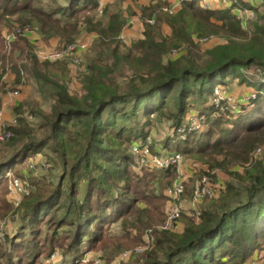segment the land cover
<instances>
[{
    "label": "trees",
    "instance_id": "1",
    "mask_svg": "<svg viewBox=\"0 0 264 264\" xmlns=\"http://www.w3.org/2000/svg\"><path fill=\"white\" fill-rule=\"evenodd\" d=\"M49 1L46 9L39 4L41 0H0V92L9 90L4 76L11 69L10 74H15L12 87L34 78L40 94L49 100L48 110L36 101L16 106L13 136L0 145V216L14 208L7 198V170L21 169L26 163L24 156L48 146V152L42 154L56 164L58 160L63 170L58 185L49 177L31 179L33 191L15 207L24 210L22 225L9 241L8 253H1L0 264H35L45 250H49L45 258L52 257L62 246L59 229L65 225L72 240L61 248H68L72 258L64 261L70 263L87 252H78L85 236L91 249H122L126 247L122 240L132 236L133 242L148 245L137 264H243L258 249L264 251V163L257 164L254 155L262 144L258 133L261 122L253 124L256 117H264V2L251 7L254 16L244 26L231 7L213 10L184 0L180 10L171 14L164 10L167 1L158 0L145 7L151 12L143 17L144 36L128 44L121 38L126 18L108 8L99 13V0ZM10 19L9 31L36 26L43 40L58 38V47L75 43L84 30L95 33L82 70L67 59L38 60L30 36L18 37L8 50L2 26ZM164 24L172 30L170 35L163 32ZM195 35L217 37L220 42L203 49L193 41ZM253 66L259 75L251 81L244 70ZM228 76L258 89L250 103L254 108L229 122L211 104L196 111L206 116L203 131L185 138L175 134L162 144L169 152L199 155L211 167L227 171L240 163L245 170L239 173L236 167L230 172L233 178L223 183L218 196L203 201L198 219L195 213L183 214V231L162 229L168 197L160 191L159 183H163L162 176H170L171 168L136 173L130 145L146 138L153 113L170 120L172 127L182 126L190 98L205 101L217 86L228 83ZM78 82L82 87L77 91ZM25 111L33 122L24 116ZM106 111L110 118L105 117ZM118 115L145 117L127 127ZM243 133L250 136L242 137L249 142L237 145L235 135ZM230 146L233 150H225ZM150 173H158V178ZM186 191L183 197L189 196ZM60 194L69 201L67 205L59 203ZM139 201L144 203L138 205ZM51 207L61 214L57 229L43 233L40 223ZM111 213L108 222L121 220L123 233L119 237L105 235L101 225ZM41 234L45 239L33 240ZM140 245L132 248L133 254ZM19 248L25 249L22 254L15 253Z\"/></svg>",
    "mask_w": 264,
    "mask_h": 264
},
{
    "label": "rangeland",
    "instance_id": "2",
    "mask_svg": "<svg viewBox=\"0 0 264 264\" xmlns=\"http://www.w3.org/2000/svg\"><path fill=\"white\" fill-rule=\"evenodd\" d=\"M158 0H99L100 2V7L98 11H104L105 8H108L109 11L111 12H121L122 16H124L127 20V24L126 27H131V22H134V28H133V32L132 34H130V36H127V41H125L126 43H130L133 40H138L141 37L144 36L145 34V23L143 20L144 15H148L151 10H146L145 7H150L151 5H153L154 2H156ZM167 1V4L165 5L168 6L169 4H178L177 1L180 2V5H177L176 11L175 13H177L180 8L182 7L183 1L184 0H165ZM195 3L199 4V6H202L203 8H209V6L214 7L216 4L225 3V0H218L217 2H211L210 0H194ZM39 4L41 6H43L44 8L48 9L50 7V1L49 0H41V2H39ZM38 4V5H39ZM164 7V8H165ZM166 11V10H165ZM100 13V12H99ZM243 18L245 21H247V23H249L250 19L253 18L254 14L245 12L243 10ZM157 15H164V13L157 12ZM137 17L139 18L138 20H140V22L137 21ZM163 18L165 19L166 16H163ZM12 20H15L14 18H11ZM9 20L8 22L4 23V25L6 24L7 26H2V36L4 38V42L5 45L7 47L8 50L11 49V45L7 44V41L5 39L7 33L6 31L8 30V27L11 26V21ZM129 23V25H128ZM35 28L37 29V27L35 26ZM12 31V30H10ZM38 31V30H37ZM39 32V31H38ZM163 32L167 35H170L172 33V30L170 29V27L167 24L163 25ZM39 35L42 38V35L39 33ZM90 34L87 31H83L75 44H83V43H87V51H82L80 52V58H82V61H87V55H88V50L92 47L93 45V37L91 38L89 36ZM204 39H202V37L199 36H194L193 41L195 43H201L203 49H206L214 44H216L217 42H220V39L217 37H203ZM43 40V38H42ZM44 46L48 47V48H55L58 47L57 45H55V47H53L52 43H49V41H44ZM38 48L36 47V50ZM39 60V59H38ZM80 70H82V67L79 68ZM11 69L8 70V73L4 76V80L7 81L8 83V91L6 93H2L0 92V113L2 114L3 120L6 122H10L13 119H16V109H17V105L20 102H23L24 104H32L35 101L38 102L40 105H42L45 109H49V106L47 103H49V100L47 98H45L46 96H42L39 92V85L37 84V81L34 78H30L29 80H27L24 84L22 85H16L12 87L13 84V80L14 78H12L11 80H8L10 77V72ZM245 74L247 75V77H249V79L251 81H254L255 79H257L258 75H259V70L256 67H252L250 70H244ZM7 75L8 79H7ZM15 76V74H13V77ZM229 80L228 83L226 85L223 86H217L214 90L213 94H208L206 96V100L201 102L199 98L198 101L193 99L192 97L190 98V103L191 105L188 107V112L185 115V118L190 115L192 112L194 111H202L203 109H205L206 107L210 106L216 99H218V96H222L225 98V100L221 101V107L224 108V110H222L221 112H223L222 115L224 117L223 120H228L229 122L231 121H235L237 118H240L241 116L244 117V115H247L251 109L254 108L253 105H251V101L252 99H255V97L258 94V89L254 86H251L250 83H243L240 78H232L231 76H228ZM250 84V85H249ZM82 87V84L80 82H78L75 86V88L78 90H80ZM250 88V89H249ZM216 89H220L218 91V93L216 94ZM74 90V88L72 89ZM218 97V98H217ZM228 98V101H227ZM5 99V100H4ZM27 113H29V111H25L24 116L27 115V118L29 119L30 122H33L35 119H33L32 117H30ZM105 117H111V114L106 111L104 112ZM145 116L141 115L138 118V121L135 117L130 116L127 119L121 117V115H118V119L119 121L125 122L127 127H130L132 124L139 122V119L144 118ZM8 118V120L6 119ZM149 118L153 119L152 122L146 127L148 132H152V135L155 136V140L156 138H158L159 140H161V137H163L166 134V129L168 128L169 124L171 123L170 120H168L167 118L164 117H159L158 114L153 113L152 115L149 116ZM17 120V119H16ZM264 121V117L260 116L258 119L257 117L254 120L253 124H257L258 122H261L260 124V128L258 130L259 135L262 137L260 139V141L262 140V144L258 145L255 149V157L257 158V164L258 163H264V123L262 122ZM210 124L212 122H209ZM208 123V125H209ZM5 124V123H4ZM223 125L226 126L227 123L223 122ZM140 126V123H139ZM209 128V126H207ZM229 127V125L227 126ZM230 127L232 128V124H230ZM259 127V126H258ZM262 127V128H261ZM206 128V126H205ZM204 128V129H205ZM128 130L125 129V134H127ZM218 133V132H216ZM240 134V133H239ZM235 135V137L237 139V145H242L245 146L249 141L248 139H243L242 137H247L250 139V136L245 134H241V135ZM218 136V134H215L214 136V140H216V137ZM133 141H135V139H133ZM212 141V142H213ZM2 144V143H1ZM0 144V145H1ZM131 146V145H130ZM2 146H0V148H2ZM234 147V146H233ZM233 147H227L225 150H233ZM42 149L39 153L32 155V156H24L23 159H25L26 163L22 165L21 169H18L17 172L14 171H9L7 170L6 176H8L10 178V181L15 179V178H24L28 181V184H31V179L35 178V177H42L44 178H50L53 181L54 185H58V183L60 182V178H61V173H62V167L60 162L57 160V164L52 161L49 160V158H47L45 155H43L42 153L45 151L48 152V146H41ZM253 153V152H252ZM184 157V162H182V165L187 164L189 170H191V177L187 179L186 182V189H187V193L189 196H185L186 199H188L190 197V194L193 191L194 185H196L197 181L199 180V178L201 177V175H203L202 173L205 171H210V173H212L211 178L213 179V182H222V184H225V181L231 180L233 178V176L231 175V171H233L234 169L239 170V173H243V171L245 170L244 165H241L240 163L234 166H231L228 168V170L226 171L224 168L221 169L219 167H211L208 163H205L203 160H200L199 155H195V154H185L183 155ZM254 160V158L252 157L251 154V158L250 161ZM251 162H249L247 165H250ZM182 165L178 166V167H172L171 169L168 170L167 175H170L169 177H165L162 176V182L163 183H159L161 185L160 187V191L161 192H165V190L167 189L168 186H170L173 182H176L177 179L182 176L181 175V167ZM135 166V164H134ZM134 171L136 173H142V172H146V170H138L137 167H133ZM185 170V169H184ZM187 169V171H189ZM196 170V172H195ZM156 171V170H155ZM9 174V175H8ZM151 177L157 176L158 173H150ZM160 174V173H159ZM161 175V174H160ZM172 175V176H171ZM9 181V182H10ZM119 181H122V179H119ZM123 182V181H122ZM164 185V187H163ZM5 189V188H4ZM34 189V188H33ZM119 191V190H117ZM0 192L1 188H0ZM6 192V191H5ZM116 192V190H115ZM81 196L84 195V191H81ZM58 197L59 198V203L63 206L67 205V203L69 202L67 200V198L65 197L64 194H60ZM1 198V196H0ZM8 198V196H7ZM96 201L95 198H93V202ZM144 201H139L138 205L143 204ZM14 208L18 207L13 205ZM137 206V205H136ZM53 207V206H52ZM50 208L47 210V215L45 216L44 220L40 223L41 225V229L43 230V233L46 232H52L55 229H57V222H58V216L61 215L59 213L56 212L55 208ZM12 207L11 212L8 213L6 216H0V256L1 253H8L9 248L8 246L10 245L9 241H11V239L13 238L14 235H16V233L19 231L22 222H23V218H22V214H23V208H18V209H14ZM64 210L61 211V213ZM110 211V208L109 210ZM165 211H166V207H165ZM114 215V213H111L110 216L104 220L103 222H101V225H103V230L105 232V235L107 233H110L111 235L117 236L119 237L123 231L120 227V221L119 222H108L110 220V217H112ZM50 218V220H48V218ZM100 224V223H99ZM69 227H67V225L63 226L62 228L59 229V233L62 235V238L60 239L61 245L56 248V260L57 261H64V258L71 260L72 255H70V252L68 253V248L65 246L64 249H62L61 247H63V244H65L66 242H70L72 239L71 237L69 238ZM93 229L98 230V228L95 226ZM108 229V230H107ZM134 231V230H133ZM132 231V232H133ZM135 232V231H134ZM133 232V234H134ZM145 236V235H144ZM42 237V238H41ZM67 237L69 238V240L66 241ZM87 237V238H86ZM131 238L129 240H122V242L125 244L126 247H123L122 249H103L101 247L97 248L94 247V249H91V247L88 246V236H85V239L83 240L82 244L80 245V248L78 250V252H81L83 249L84 251H87L84 255H87V257L89 258V255L91 253H95L96 256H98L100 259L104 260V264H116L115 261L117 258H119V256L121 255V253H123L126 250H130L132 251V248H134L137 245H140L141 243L139 242H133V240H135L132 236H130ZM35 238H41L42 240L45 239L44 238V234L41 235H36L34 236L33 240ZM132 243H131V242ZM146 241L149 242V237H146ZM137 243V244H136ZM143 247H148V245H140ZM20 247V246H19ZM139 247V246H138ZM126 248V249H125ZM129 248V249H128ZM38 249V248H37ZM145 249V250H146ZM24 248H19L15 250V253H19L22 254V252L24 251ZM144 250V251H145ZM123 251V252H122ZM143 251V252H144ZM257 251L262 252L261 249H258ZM143 252H136V253H132L130 256V259L125 261V264H137L139 262V260L141 259L139 254H142ZM49 254V250H45L44 254L42 255L43 258H41L40 260L37 261V263L35 264H46L47 261L51 258H45L47 257V255ZM81 254H79L80 256ZM139 255V256H138ZM1 259V258H0ZM251 259V258H250ZM249 259V260H250ZM53 261V260H52ZM248 261V260H247ZM55 264H59L58 262H53ZM66 263V262H65ZM64 263V264H65ZM253 264H264V252H262L259 255V258L256 261L252 262ZM52 264V263H51ZM71 264H81L80 263V259L79 257L77 258V260H72ZM94 264V263H93Z\"/></svg>",
    "mask_w": 264,
    "mask_h": 264
},
{
    "label": "built area",
    "instance_id": "3",
    "mask_svg": "<svg viewBox=\"0 0 264 264\" xmlns=\"http://www.w3.org/2000/svg\"><path fill=\"white\" fill-rule=\"evenodd\" d=\"M177 2L178 4H169L164 8V10L171 14L174 13L176 11L177 5H180V2ZM225 2L228 4V7H231L232 11L240 19H242L243 25L246 26L247 21L244 20L242 13L243 10L245 12H249V9L244 7L240 0H225ZM261 2H264V0H261ZM99 12L101 13L102 10ZM251 14H254V12L251 11ZM149 22L153 23L154 20H150ZM6 33L7 35L5 39L7 44H11L20 36H30L33 40V43L38 48L36 50V54L40 61H57L67 59L76 67L83 68L84 64L82 58H80V52L87 49V43L75 44V42L63 47L42 49L41 47H44V42L34 26L33 28L26 26L16 28L12 31L7 30ZM121 38L125 41V38L122 36V34ZM219 90L220 89H216L215 93L217 94ZM218 97V99H216L212 104L218 111H222L224 108L221 107V101H224L225 98L222 96ZM29 116L32 117V115ZM16 122V119H13L10 122H5L3 120L2 114L0 113V144L13 136L12 128L16 125ZM205 125L206 116L194 111L186 117V120L182 126L172 127L170 123L166 129V134L161 137V140H157V138L155 140V136L152 135V132H148L144 140L134 142L129 148V152L134 158V167H137L138 170L146 169L149 171H155L157 169H168L182 165V162H184L183 154L165 150L163 144L161 143L162 140L170 136H175V134H180L182 138H185L189 133L203 131ZM158 145H160V147H158ZM202 174L203 175H201L196 185L193 187L191 197L188 199L183 197V194L186 191L187 180H185L182 176H180L176 182H173L167 187L165 190V194L168 197L165 211L166 220L160 228L177 231L176 229L178 223L180 222V218L183 214L192 215L195 213L197 214L198 219L199 209L203 201L206 198H215L218 196L219 192L224 187L222 182H213V179L211 178L212 173H210L208 170ZM9 189V200L15 206H18L23 197L29 195L33 191V186L31 184L29 185L26 179L20 177L9 182ZM145 249L146 247L139 246L136 248V252H143ZM132 253L133 251L130 250L124 251L121 253L119 258L116 259L115 263L121 264L122 261L129 260ZM55 257H57L56 253H54L50 259ZM102 261L103 260L98 256L88 258L87 255H84L80 259V263L83 264H102Z\"/></svg>",
    "mask_w": 264,
    "mask_h": 264
},
{
    "label": "crops",
    "instance_id": "4",
    "mask_svg": "<svg viewBox=\"0 0 264 264\" xmlns=\"http://www.w3.org/2000/svg\"><path fill=\"white\" fill-rule=\"evenodd\" d=\"M211 2H217L218 0H210ZM240 2L245 6V7H247L248 9H249V12L248 13H251V11L252 12H254L253 11V9L251 8V7H254V6H259L260 4H261V0H240ZM224 7H228V4L225 2L224 4H222V3H220L219 2V4H216L214 7H211V6H209V8L210 9H222V8H224ZM251 10V11H250ZM139 18L137 17V21L138 22H140V20H138ZM128 25H129V23H128ZM131 27H126L125 26V28L123 29V31H122V36H124V38H125V41H127V36L129 35L130 36V34H132V32L134 31L133 30V28H134V25H135V23L134 22H131ZM90 34V36L92 37L93 36V38H94V36H95V33H89ZM45 40H43V42H44ZM49 43H52L53 44V47H55V45H57V46H59V44H60V41H59V39L58 38H51L50 40H49ZM42 49H44V48H48L47 46L45 47H41ZM8 76L9 75H7V79H8ZM10 78L8 79V80H11L12 78H14L13 77V74H10V76H9ZM250 89V88H249ZM5 100V99H4ZM7 120H8V118H6ZM157 140H159L158 138H157ZM162 143V142H161ZM161 143H160V145H161ZM160 145H158V147H160ZM185 169V170H184ZM187 169L189 170V168H188V165L187 164H185V165H182V167H181V175H182V177L185 179V180H187L188 178H190L191 177V170H189V171H187ZM9 198V197H8ZM183 228H184V225H183V223L182 222H179L178 223V226H177V231L178 232H181V231H183ZM262 252H264V251H262ZM262 252H256V253H254L249 259H248V261H246L245 263H243V264H253L252 262L253 261H256L258 258H259V255L262 253ZM89 257H96V254L95 253H91L90 255H89ZM56 258L57 257H55V258H53V259H49L48 261H47V263L46 264H55V263H53V262H58L59 264H64L65 263V261H63V260H59V261H57L56 260ZM53 260V261H52ZM104 260L102 261V264H104ZM91 263H92V261H91ZM65 264H71L70 262H66ZM81 264H83V263H81ZM121 264H125V261H122L121 262Z\"/></svg>",
    "mask_w": 264,
    "mask_h": 264
}]
</instances>
